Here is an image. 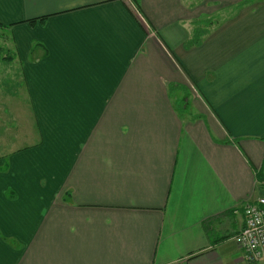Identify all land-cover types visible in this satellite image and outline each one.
Masks as SVG:
<instances>
[{
  "label": "crops",
  "instance_id": "obj_1",
  "mask_svg": "<svg viewBox=\"0 0 264 264\" xmlns=\"http://www.w3.org/2000/svg\"><path fill=\"white\" fill-rule=\"evenodd\" d=\"M136 7L0 0L43 137L0 156V264H251L264 0Z\"/></svg>",
  "mask_w": 264,
  "mask_h": 264
},
{
  "label": "rangeland",
  "instance_id": "obj_2",
  "mask_svg": "<svg viewBox=\"0 0 264 264\" xmlns=\"http://www.w3.org/2000/svg\"><path fill=\"white\" fill-rule=\"evenodd\" d=\"M127 2L137 10L132 0ZM11 38L10 32L0 30V48L4 50L2 57L12 56V60L0 58V156L15 150L24 152L35 148L36 151L43 146V137L37 128L22 67L15 58L17 52ZM10 158L11 155L5 161L10 162Z\"/></svg>",
  "mask_w": 264,
  "mask_h": 264
},
{
  "label": "built area",
  "instance_id": "obj_3",
  "mask_svg": "<svg viewBox=\"0 0 264 264\" xmlns=\"http://www.w3.org/2000/svg\"><path fill=\"white\" fill-rule=\"evenodd\" d=\"M264 187V179L261 182ZM245 227L237 240L246 251L248 263L264 264V197L245 206Z\"/></svg>",
  "mask_w": 264,
  "mask_h": 264
},
{
  "label": "trees",
  "instance_id": "obj_4",
  "mask_svg": "<svg viewBox=\"0 0 264 264\" xmlns=\"http://www.w3.org/2000/svg\"><path fill=\"white\" fill-rule=\"evenodd\" d=\"M132 1H133L136 5L138 4V0H132ZM43 21H44V19L41 20V22H43ZM30 23H34V20H31ZM8 27L11 28L12 26H8ZM8 27H6V26L0 24V30H4V31H6ZM8 29H9V28H8ZM3 53H4L3 48H0V58L2 57ZM2 59H4V60H12V56H4V57H2Z\"/></svg>",
  "mask_w": 264,
  "mask_h": 264
},
{
  "label": "bare ground",
  "instance_id": "obj_5",
  "mask_svg": "<svg viewBox=\"0 0 264 264\" xmlns=\"http://www.w3.org/2000/svg\"><path fill=\"white\" fill-rule=\"evenodd\" d=\"M260 185H261V184H260ZM257 200H258V199H257ZM257 200H256V201H257ZM248 203H249V202H248Z\"/></svg>",
  "mask_w": 264,
  "mask_h": 264
}]
</instances>
